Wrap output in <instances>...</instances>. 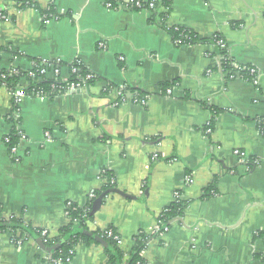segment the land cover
<instances>
[{
    "label": "crops",
    "instance_id": "obj_1",
    "mask_svg": "<svg viewBox=\"0 0 264 264\" xmlns=\"http://www.w3.org/2000/svg\"><path fill=\"white\" fill-rule=\"evenodd\" d=\"M106 1L31 0L35 8L17 10L15 0H0L9 18L0 22V72H28L39 60L61 62L65 75L78 61L96 79L83 91L21 97L17 160L4 143L12 96L0 86V219L55 238L68 225L66 204L83 208L108 172L113 189L133 199L107 196L87 228L115 230L125 259L180 194L189 203L183 218L148 243L147 264H264V137L256 126L264 116V0H172L166 21L200 38L219 35L235 64L256 71L257 85L228 79L214 46H177L149 13L107 10ZM50 9L58 19L46 23ZM165 83L170 95L159 88ZM28 86L21 80L17 89ZM122 89L144 92L145 104L120 100ZM11 238L0 235V264L48 259L34 239ZM68 264H106V256L99 245L78 244Z\"/></svg>",
    "mask_w": 264,
    "mask_h": 264
},
{
    "label": "trees",
    "instance_id": "obj_2",
    "mask_svg": "<svg viewBox=\"0 0 264 264\" xmlns=\"http://www.w3.org/2000/svg\"><path fill=\"white\" fill-rule=\"evenodd\" d=\"M134 2H138L141 6V9L150 14V22L165 31L173 42H179V45L177 46H193L204 44L212 45L216 48L214 55L220 60L221 71L228 75L229 73H232L236 70L234 68L235 63L229 57L227 49L219 35H215L210 39H206L200 38L197 34L186 29L166 27V21L170 11L172 0H134ZM14 5L15 9L17 10L35 8L31 0H15ZM0 9L2 8L0 7ZM53 12L54 11L50 9L47 13L55 14ZM2 13L6 15L5 11H2ZM7 19H9L8 16ZM33 63H35L39 67L42 62L39 60H35L33 61ZM239 68V76L241 77V80L250 82L255 78V75L253 76L250 74L251 67L239 66ZM32 73H34L33 77L29 75L30 71L24 72L17 70V74H12L11 71L3 70L0 72V85L7 87L10 92L13 93L19 87L20 81L25 80L29 85L28 88L24 91L26 95L34 96V92L37 89H41L42 92L50 98L63 93L57 89L54 90L51 88V86L57 84V82H50L46 80L37 82L38 75L37 73H35V69L32 71ZM86 75L92 76V79L87 82L88 87L93 82H95L96 79L94 75L83 66H79L77 68L76 72L71 76L70 80L72 82H81V80H83ZM168 86H170V84L165 83L161 84L159 88L165 91ZM105 90V93L109 92L111 90V87L107 86ZM120 92V100H125V94L127 93H131L132 96H134V99H142L146 95L144 94V92H134L128 89H122ZM13 112L14 110H12V113ZM212 114L213 117L210 121L209 126L203 129V134L206 138L209 137L213 132L214 117H216L218 112L212 110ZM256 126L261 136L264 137V116L256 121ZM207 129L210 130V134H205ZM16 144L17 139L15 137H12L9 146H14ZM258 162V160L253 158L249 160V165L250 167H253L257 165ZM101 179H105L107 181V184H104L101 191L94 192L92 194L94 198H89L83 208H79L75 204H71V206L67 208L68 225L64 228H61L55 238L42 236V232L32 229L30 226L24 224L21 219H16L14 217L8 220L0 219V235L9 234L11 237H13L14 240H18L20 238H39L42 242L43 247L45 248L44 251L48 255V259L43 264H64L66 259L71 258L70 253H73L74 247L78 244L87 247L91 245L101 246L106 256V264H147L142 258L141 254L146 249L148 243L160 234L164 233V231L168 230L172 223L181 220L189 203L184 201L181 198L180 194H178L174 201L158 216L156 222L158 230L156 232H153L152 234L141 232L137 236H135L133 240V248L130 254L127 256V259H125L124 254L120 250V247L114 240L115 237H119L115 230L110 228L106 231L90 232L87 228V224L91 222L94 217L90 216L91 205L93 201L101 194L114 188V183L112 185L109 184L112 178L108 172H104V174L101 175ZM214 189L215 186H210V188L205 191L204 197L211 195V192L215 191ZM97 240H100L103 244H99Z\"/></svg>",
    "mask_w": 264,
    "mask_h": 264
},
{
    "label": "built area",
    "instance_id": "obj_3",
    "mask_svg": "<svg viewBox=\"0 0 264 264\" xmlns=\"http://www.w3.org/2000/svg\"><path fill=\"white\" fill-rule=\"evenodd\" d=\"M134 0H112L109 1L107 0L104 3V7L107 10H116L117 8H123L124 10H131V11H143L146 12L144 10L141 9V6L138 2H134ZM2 11H4L3 9H0V22L1 21H6L7 20V16L5 14L2 13ZM48 12V11H47ZM44 14V20L46 21V23L49 22V20H56L58 19V16L56 14H48V13ZM175 45H179L178 41L174 42ZM100 47L103 48V46L100 45ZM122 61V59H121ZM41 65L38 67L35 63L32 62V68L30 70V76L33 77L34 73H32V71L35 69V73H37L38 75V79L37 82L42 81V80H46V81H50V82H57V84H54L51 86L52 89L54 90H59L63 93L65 92H77V91H83L87 89V82L90 81L92 79L91 75H86L84 77L83 80H81V82H72L70 80L71 76L76 72L77 68L79 66H82V64L78 61L73 62L72 64H70L69 66H67V74L63 75L62 73V63L59 61H41ZM234 68L236 69L234 72L229 73L228 75V79H241V77L239 76V65L235 64ZM12 74H17V70H10ZM29 72V71H28ZM250 74L251 75H255V78L250 81L252 84L257 85L258 83V77H257V73L254 69H250ZM3 78V77H1ZM62 84V85H59ZM3 86V85H0ZM164 93L166 95H170L171 91L170 89H166L164 91ZM23 95H25L24 91L17 89L15 92L11 93L12 96V103H13V110L14 112L10 114V116H8V121H10L12 123V128L13 131L11 133H9L5 138H4V143L6 144L7 148H8V153L10 154V157L13 160H17V153H18V144L14 145V146H9V143L11 142V138L15 137L17 139V141H23L25 138L22 134V132L20 131V128L18 126V104L20 102L21 97H23ZM119 95L121 96V92L119 93ZM34 96L38 97V98H45L48 97L47 95H45L41 89H37L34 92ZM134 102L139 103V104H145L146 102V98H142V99H134ZM14 123H17V125ZM209 126V123L206 125V127ZM205 134H210V130H206ZM44 137L46 139H49V134L45 133ZM237 155V153H236ZM104 173H102L101 175H103ZM104 184H107V181L105 179H102ZM114 181L111 179V181L109 182V184H113ZM177 197V195L175 196V198ZM89 198L93 199L94 196L91 194L89 196ZM71 206V203L66 204L65 207V215L66 218L68 216L67 213V208H69ZM158 230V227H155L154 232H156ZM167 231V230H166ZM164 231V232H166ZM110 234V233H109ZM42 236H49V233L47 231H42L41 233ZM50 237V236H49ZM22 239H18V240H14L13 238H11V242L13 244L16 245H20L22 242ZM114 240L116 241L117 245L120 246L121 245V239L120 237H115ZM71 258H68L65 260L64 264H68L70 263L73 253H70Z\"/></svg>",
    "mask_w": 264,
    "mask_h": 264
},
{
    "label": "water",
    "instance_id": "obj_4",
    "mask_svg": "<svg viewBox=\"0 0 264 264\" xmlns=\"http://www.w3.org/2000/svg\"><path fill=\"white\" fill-rule=\"evenodd\" d=\"M132 97L131 93H127L125 94V98L129 99ZM109 195H117L119 197L125 198V199H133L132 197L124 194L123 192L116 190V189H111L106 191L105 193L101 194L100 196H98L92 203L91 205V212H90V216H94L102 207L104 200L106 199L107 196ZM34 240L36 241V243L38 244V246L44 250L45 248L42 245V242L40 241L39 238H34ZM97 242L99 244H103L100 240H97Z\"/></svg>",
    "mask_w": 264,
    "mask_h": 264
}]
</instances>
